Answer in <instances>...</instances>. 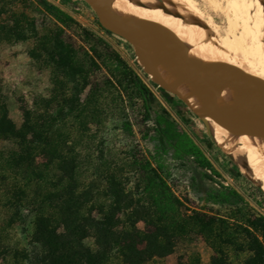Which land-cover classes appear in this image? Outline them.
I'll return each instance as SVG.
<instances>
[{"label":"trees","instance_id":"obj_1","mask_svg":"<svg viewBox=\"0 0 264 264\" xmlns=\"http://www.w3.org/2000/svg\"><path fill=\"white\" fill-rule=\"evenodd\" d=\"M28 1L0 0V42L33 38V54L49 58L55 67L52 75L69 77L72 68L65 66L71 65L75 52L64 38L73 19L40 0L38 14L50 23L38 27ZM109 57L122 64L115 55ZM120 68L144 96L147 90L133 71ZM105 82L123 104L119 81ZM57 107L65 111L59 119L48 102L42 110L36 104L22 106L16 126L0 90V207L6 212L0 219V255L13 264H152L171 255L179 243L198 237L211 251L208 264H234L233 259L242 255L235 264H264V215L241 194L226 188L208 190L204 202L224 207L221 213L187 208L172 193L164 166L169 155L192 158L199 168L215 173L189 135L158 117L152 152L104 157L89 146V132L107 118L109 106L98 103L91 89L83 101L63 99ZM122 129L131 132V125L123 121ZM130 182L132 189L127 190ZM21 209L33 217L31 242L38 248L34 254L5 242V231ZM182 264L200 262L189 252Z\"/></svg>","mask_w":264,"mask_h":264},{"label":"rangeland","instance_id":"obj_2","mask_svg":"<svg viewBox=\"0 0 264 264\" xmlns=\"http://www.w3.org/2000/svg\"><path fill=\"white\" fill-rule=\"evenodd\" d=\"M45 1L58 6L73 19L64 38L75 52L71 65L65 66L71 67L72 72L66 78L53 76L55 67L49 58L40 52L33 54L36 45L33 38L15 44L0 42V90L7 104L8 116L16 126L21 123L22 106L36 104L42 110L48 102L53 115L59 119L65 115V111L57 107L63 99H78L81 102L92 89L98 103L109 106L111 110L101 125L91 127V148L101 150L104 157L115 155L119 158L134 150L147 149L152 152L151 137L157 128L154 122L162 117L170 121L176 131L189 135L215 171L199 168L192 158L173 159L170 155L165 158L166 181L172 193L184 201L187 208L213 209L223 213L224 207L208 205L203 199L210 189L218 191L226 188L241 194L253 210L264 215V196L258 190L260 188L262 191L261 186L243 175L234 160L213 143L203 123L181 99L152 81L137 63L134 49L128 42L102 30L95 13L83 0ZM28 3V12L35 17L38 27L50 23L49 18L38 14L36 4L40 0H29ZM197 3L218 26L224 27L222 17L210 9L206 0H197ZM110 54L115 55L122 64L112 60ZM120 67L133 71L140 85L147 90L144 96L139 93L135 81L123 75ZM106 78L119 81L123 104L105 82ZM123 121L131 125V132L123 131ZM80 127L79 131L82 130ZM132 186L130 182L127 190H131ZM5 216V210L0 207V219ZM32 221V214L27 209H21L4 234L5 242L12 249H25L29 254L38 250L31 242ZM138 227L142 228L143 225L139 223ZM189 252L197 255L200 264H208L211 251L198 237L179 243L171 255L154 260L152 264H182ZM243 257L233 259V263L241 261ZM0 264L13 262L0 255Z\"/></svg>","mask_w":264,"mask_h":264},{"label":"bare ground","instance_id":"obj_3","mask_svg":"<svg viewBox=\"0 0 264 264\" xmlns=\"http://www.w3.org/2000/svg\"><path fill=\"white\" fill-rule=\"evenodd\" d=\"M218 13L224 27L200 7L197 0H106L105 11L116 19L143 18L155 21L176 34L174 38L188 58L219 61L242 70L261 83L264 90V0H206ZM143 57L153 59L150 51ZM153 77L167 91L177 90L182 100L193 104V82L159 66L151 67ZM242 86L221 80L209 89V98L230 105H249ZM189 108V107H188ZM213 143L237 164L264 192V140L241 125L211 126Z\"/></svg>","mask_w":264,"mask_h":264},{"label":"water","instance_id":"obj_4","mask_svg":"<svg viewBox=\"0 0 264 264\" xmlns=\"http://www.w3.org/2000/svg\"><path fill=\"white\" fill-rule=\"evenodd\" d=\"M83 1L95 13L100 27L133 47L137 63L154 83L163 86L153 77V65L192 80L193 104L184 102L177 90L172 89L171 92L189 107L208 134L211 126L241 125L264 140V90L256 77L219 61L195 60L184 56L174 36L155 21L143 18L116 19L105 11L106 0ZM144 51H150L153 59L144 58ZM221 80L230 82L233 87L242 86L240 94L246 97L249 105L238 107L221 100H211L209 89L213 83Z\"/></svg>","mask_w":264,"mask_h":264}]
</instances>
